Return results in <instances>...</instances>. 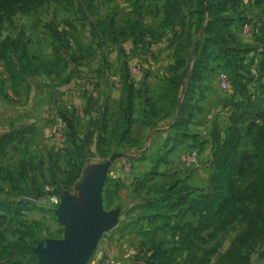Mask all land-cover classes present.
I'll return each mask as SVG.
<instances>
[{
	"label": "rangeland",
	"instance_id": "obj_1",
	"mask_svg": "<svg viewBox=\"0 0 264 264\" xmlns=\"http://www.w3.org/2000/svg\"><path fill=\"white\" fill-rule=\"evenodd\" d=\"M226 1L227 45L235 61L227 63L216 49L185 103L204 38L196 0H183L181 16L169 28L161 25L164 0H44L0 13V139L10 140L0 141V167L11 169L0 176V264H36L38 247L62 241L66 225L58 214L60 203L73 198L83 204L84 193L92 191L109 161L102 197L112 219L86 264H101L108 254L116 264L148 262L155 249H171L178 242L177 225L196 223L185 205L148 220L146 201L212 190V139L227 128L230 101L256 99L264 83V10L257 0ZM104 18L116 24L107 35L95 28ZM55 29L66 31L71 51L84 57L70 61L61 73L33 75L13 86L3 42L15 41L38 62H53L65 53ZM221 72L231 80L229 91L220 87ZM125 103L132 111L127 128L118 123ZM64 115L72 117L73 127L60 141L53 129ZM250 123L248 115L239 123V151L246 159L244 173L234 177L236 191L255 175L257 134ZM190 149L198 151L194 166L181 161ZM53 190L58 203L46 201L45 192ZM248 209L232 223L202 232L204 241L193 258L216 264L251 219L261 225L264 203H249ZM255 234L243 251L251 244V264H264V239ZM22 236L29 253L14 246Z\"/></svg>",
	"mask_w": 264,
	"mask_h": 264
},
{
	"label": "trees",
	"instance_id": "obj_2",
	"mask_svg": "<svg viewBox=\"0 0 264 264\" xmlns=\"http://www.w3.org/2000/svg\"><path fill=\"white\" fill-rule=\"evenodd\" d=\"M44 0H0V13L10 10L16 6L35 5ZM227 4L226 0H196V14L198 28L204 27V38L200 43L198 55L192 69L191 82L184 103L188 95L192 92L195 81L201 75L205 68V63L212 56L216 55V49H219L220 56L227 63L235 61L234 50L227 45V25L228 21L223 16V10ZM257 5L264 10V0H257ZM183 0H164L163 19L161 25L167 28L172 27L179 20L182 14ZM116 24L112 18L98 20L95 25L96 31L102 35L111 33ZM134 27L140 28L139 25ZM262 43L264 48V20L261 25ZM55 39L58 45L63 46L65 53H58L53 62H38L32 58L25 48H21L15 41L9 40L2 44V56L9 68V75L13 86H18L25 82L28 77L37 74H58L63 71L65 66L73 60L78 61L83 58L77 55V51H71L69 35L64 30H54ZM262 71L264 72V51L262 52ZM15 57H18L16 63ZM1 92V85H0ZM130 102V98L127 99ZM228 125L222 133L218 130L212 139L213 158L215 173L212 178L213 187L208 192L195 193H170L154 199H147L146 208L149 212L148 220L153 221L162 218L164 214L172 213L177 207L186 206V211L191 212L197 217L196 223L188 222L185 225H177L180 230L178 242L171 249H155L148 264H209V259L202 257L200 261L193 258V252L198 247L199 242H203L202 232L209 228L223 227L240 215L249 213V203H264V83L257 94L256 99L251 97L240 100L230 101ZM131 107L125 103L119 117L118 123L125 128L131 123ZM248 115L251 120L250 126L256 129L257 155L255 165V175L241 189L235 190L234 177L236 174H243L245 170V157L240 154V127L239 123L243 117ZM68 123V130L73 127V119L64 115ZM128 131L125 130L124 137H127ZM0 141L7 144L9 138L2 136ZM76 140L73 139L75 146ZM77 150V149H76ZM82 148L78 149V155H81ZM6 172L8 175L11 169L0 167V176ZM56 191V190H55ZM49 191L47 201H50L52 195L56 192ZM250 227L240 237L235 239L216 264H251V244L243 251V248L253 231H257L254 236H262L264 239V216L261 225L258 221L251 219ZM189 231H184L185 227ZM176 232V231H175ZM30 235V233H26ZM22 236L14 246L23 253H29L30 247ZM254 237V238H255ZM4 253V252H3ZM8 254V253H4ZM2 257V255H1ZM180 258H183L182 263Z\"/></svg>",
	"mask_w": 264,
	"mask_h": 264
},
{
	"label": "water",
	"instance_id": "obj_3",
	"mask_svg": "<svg viewBox=\"0 0 264 264\" xmlns=\"http://www.w3.org/2000/svg\"><path fill=\"white\" fill-rule=\"evenodd\" d=\"M112 161V160H111ZM110 161L100 168L90 193H84L85 202L63 199L58 207L60 220L66 225L62 241L50 240L47 247H38L36 264H86L109 226L112 214L103 208L102 185Z\"/></svg>",
	"mask_w": 264,
	"mask_h": 264
},
{
	"label": "built area",
	"instance_id": "obj_4",
	"mask_svg": "<svg viewBox=\"0 0 264 264\" xmlns=\"http://www.w3.org/2000/svg\"><path fill=\"white\" fill-rule=\"evenodd\" d=\"M219 82L220 87L223 90H231L232 89V83L230 78L226 75L225 72H221L219 74ZM67 129H68V123L66 119H59L58 124L53 129V134L57 140L65 141L67 136ZM181 161L183 164L187 166H194L198 163V151L197 149H190L187 152L183 153L181 155ZM47 201V200H46ZM53 203H58L59 199L56 195H52L50 197V201ZM101 264H116V261L114 257L110 254H108L102 261ZM129 264H148V262L144 259H136L131 261Z\"/></svg>",
	"mask_w": 264,
	"mask_h": 264
}]
</instances>
